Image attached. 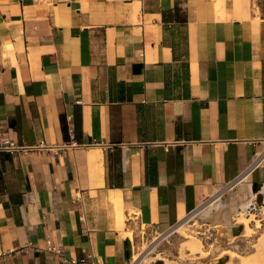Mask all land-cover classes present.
I'll use <instances>...</instances> for the list:
<instances>
[{
	"label": "crops",
	"instance_id": "1",
	"mask_svg": "<svg viewBox=\"0 0 264 264\" xmlns=\"http://www.w3.org/2000/svg\"><path fill=\"white\" fill-rule=\"evenodd\" d=\"M0 137L33 147L0 150V264H133L236 178L251 207L264 0H0Z\"/></svg>",
	"mask_w": 264,
	"mask_h": 264
},
{
	"label": "rangeland",
	"instance_id": "2",
	"mask_svg": "<svg viewBox=\"0 0 264 264\" xmlns=\"http://www.w3.org/2000/svg\"><path fill=\"white\" fill-rule=\"evenodd\" d=\"M241 186L221 185L211 198L167 231L144 226L129 231L134 243L133 264H264V203L256 200L255 208L247 210L245 218L256 232L250 236H243L244 225L237 222V211L225 205ZM232 226L237 227L235 233Z\"/></svg>",
	"mask_w": 264,
	"mask_h": 264
},
{
	"label": "built area",
	"instance_id": "3",
	"mask_svg": "<svg viewBox=\"0 0 264 264\" xmlns=\"http://www.w3.org/2000/svg\"><path fill=\"white\" fill-rule=\"evenodd\" d=\"M33 147H23L18 145L17 143H15L14 141L10 140V139H5L0 137V150L2 151H6V152H16V151H26V150H30ZM264 159V149L259 152L255 158L252 160V162L246 167L245 171L242 174H248L253 171L259 164L260 162ZM238 180L237 178L227 184H225V186L227 188L233 187L235 184H237ZM251 188H252V182H249ZM261 190V189H260ZM260 190H256L253 191V198H252V205L251 208L249 209H254L255 206L254 204L256 203V200H261L264 203V192H261ZM192 212V211H191ZM189 214V213H188ZM47 250L48 251H52L54 252L58 258L66 264H94L93 260L91 259V255L87 254L85 256L82 257H66L60 248H56L53 247L51 245L47 246Z\"/></svg>",
	"mask_w": 264,
	"mask_h": 264
},
{
	"label": "bare ground",
	"instance_id": "4",
	"mask_svg": "<svg viewBox=\"0 0 264 264\" xmlns=\"http://www.w3.org/2000/svg\"><path fill=\"white\" fill-rule=\"evenodd\" d=\"M244 178V177H243ZM245 179V178H244ZM249 183V182H248ZM229 209L230 211H237L236 217H237V222L241 223L244 225L242 232H243V236L244 235H249L251 234V232L253 231L252 228H250V225H248V220L245 218V216L247 215V210L249 209L250 206V200L249 199H245L243 202H239L237 203V201H235L234 199L230 200V204H229ZM251 208V207H250ZM236 222V223H237ZM258 225H256L257 227ZM235 226L231 227V230H233ZM206 228V227H205ZM255 228V227H254ZM209 232V231H208ZM254 233H256L255 231H253ZM186 235V234H185ZM192 236V234H187L185 237H190ZM193 237V236H192ZM196 240V239H195ZM229 241V240H228ZM198 244V243H197ZM209 247V246H208ZM194 249V248H193ZM232 257V256H231ZM234 257V255H233ZM134 259H138V256H134ZM235 259V257H234ZM206 260V259H205ZM214 260V259H213Z\"/></svg>",
	"mask_w": 264,
	"mask_h": 264
},
{
	"label": "water",
	"instance_id": "5",
	"mask_svg": "<svg viewBox=\"0 0 264 264\" xmlns=\"http://www.w3.org/2000/svg\"><path fill=\"white\" fill-rule=\"evenodd\" d=\"M261 186H262L261 183L252 182V190H253V191L260 190V189H261ZM236 228H237V227H234V228H233V233L236 232Z\"/></svg>",
	"mask_w": 264,
	"mask_h": 264
}]
</instances>
